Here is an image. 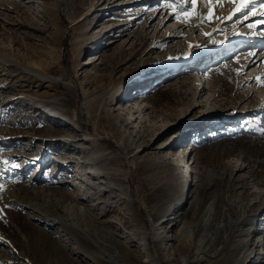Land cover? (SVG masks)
<instances>
[{
	"label": "rangeland",
	"instance_id": "obj_1",
	"mask_svg": "<svg viewBox=\"0 0 264 264\" xmlns=\"http://www.w3.org/2000/svg\"><path fill=\"white\" fill-rule=\"evenodd\" d=\"M224 2L0 7V264H264V11Z\"/></svg>",
	"mask_w": 264,
	"mask_h": 264
},
{
	"label": "bare ground",
	"instance_id": "obj_2",
	"mask_svg": "<svg viewBox=\"0 0 264 264\" xmlns=\"http://www.w3.org/2000/svg\"><path fill=\"white\" fill-rule=\"evenodd\" d=\"M15 1L16 0H7V1H5V0H0V7L2 6V7H10L9 6V4L10 3H12V4H14L15 3ZM260 2H262V3H260ZM251 3V4H250ZM253 3H260V5H261V11H264V0H249V6L247 7V8H249L250 9V5H252ZM223 4V3H222ZM225 4H229L230 5V7H229V10L227 9V10H225V12L223 13V14H221L220 15V18L218 19V22L215 24V26L210 30V31H206L205 33L207 34V35H209V36H212L213 35V33H215L216 31H223L225 28L223 27V25L225 24V23H228V22H230V21H233V19L234 18H236L237 16L239 17V15L240 14H242L243 12H245L246 10H247V8L246 9H243V10H241V11H239V12H237L236 11V8L238 7V5H236V4H233V3H230V2H228V0H225V2H224V5ZM224 8V7H223ZM259 14H260V12H259ZM171 19V17H169L168 18V21ZM195 24V23H194ZM262 25H264V22H262L261 23ZM260 24V25H261ZM176 35H179V33H176ZM171 37V36H170ZM174 39H175V37H174ZM244 42V41H243ZM195 44H197V42L195 43ZM236 47H238V46H236ZM193 58V55L192 54H190V55H187V56H185L184 57V59H183V61L184 62H182V63H187L186 61H189V60H191ZM180 60V59H179ZM178 60V61H179ZM262 60H264V57L262 58V56H259V57H257L256 55L254 56L253 54H250L247 58H246V61H245V63L243 64V67H244V65L245 66H248V68L250 67V66H255V65H257V64H260L261 62H262ZM180 62V61H179ZM192 65V64H191ZM242 66L241 67H236V71L237 72H239V71H241L242 69L241 68H243ZM26 68H28V67H26ZM174 68V67H173ZM29 70L31 71V72H33L39 79H42V80H45V81H50V80H52L50 77H49V75H47V74H44V73H42V72H40V71H37V70H34V69H30L29 68ZM198 83V82H197ZM240 86L241 87H243V85H244V83H245V80H240ZM69 85V84H68ZM204 91H203V89H202V91L201 92H198V90L196 91V93H195V99H194V104L195 105H197V104H199V106H201V101H199V98H201V94L203 93ZM196 96H197V98H196ZM241 96H243V95H241ZM248 97H246V95L245 96H243L244 98L246 97V98H250V96H249V94L247 95ZM241 98V97H240ZM243 104V103H242ZM206 105H207V103H206ZM225 106H226V103H223V104H221V107H220V110L221 111H223L224 109H225ZM244 109H246V108H244ZM212 113H214V111H212L211 112V114H209L210 115V117L213 115ZM208 114H204V117L205 116H207ZM191 151H193V148H192V150ZM190 154H191V152H190ZM238 166V165H237ZM240 167V166H239ZM238 167V168H239ZM237 168V167H236ZM235 170V168L233 169V171ZM232 171V172H233ZM243 190L245 191V192H248L249 191V187H244L243 188ZM25 193L28 195V196H31V198H32V200H34V201H36V205L37 206H39V209L41 210L42 208H46V210L48 209V210H54V211H57V212H59V210H61V208L63 209V205H62V202H61V200L60 201H56V202H53L52 204L49 202V200H47V199H44V198H41V193H42V191L41 190H39V189H35V188H33V189H25ZM56 195H57V193H55ZM67 194H63V196H66ZM62 196V195H61ZM60 196V197H61ZM67 198H68V196H66ZM30 198V199H31ZM63 198V197H62ZM29 199V198H28ZM71 199H72V197H71ZM24 201V200H23ZM63 201V200H62ZM66 201V200H65ZM70 207V206H69ZM256 208H259V207H264V199L261 201V203L260 204H257L256 206H255ZM257 211H258V209H257ZM56 212V213H57ZM62 212V211H61ZM64 213H65V215L64 216H68V220L71 222V221H74L75 220V218H76V220H79L80 219V216L78 215V213H75V215H74V213H72V211H70V208H65L64 209ZM63 215V214H62ZM77 216H79V217H77ZM70 218H72V219H70ZM77 234L79 235V236H83V235H86V233H84L83 231H78L77 232ZM84 237V236H83ZM86 238V237H85ZM87 239V238H86ZM146 246V245H145ZM122 256H120V255H117L116 253H114V255L111 257V259H113V261H114V263L115 264H123L122 262ZM217 264H220V260L217 262Z\"/></svg>",
	"mask_w": 264,
	"mask_h": 264
},
{
	"label": "snow or ice",
	"instance_id": "obj_3",
	"mask_svg": "<svg viewBox=\"0 0 264 264\" xmlns=\"http://www.w3.org/2000/svg\"><path fill=\"white\" fill-rule=\"evenodd\" d=\"M209 3L212 2V0H208ZM219 2V0H217ZM228 2L238 5L236 8V11L239 12L243 9H246L249 6V0H228ZM197 3V0H192V4L195 5ZM212 15V13H209V17ZM188 19H191V17H188ZM259 79V78H258ZM0 188H2V185H0Z\"/></svg>",
	"mask_w": 264,
	"mask_h": 264
}]
</instances>
